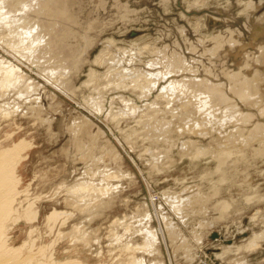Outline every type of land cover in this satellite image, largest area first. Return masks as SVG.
Here are the masks:
<instances>
[{"label":"rangeland","instance_id":"374dc122","mask_svg":"<svg viewBox=\"0 0 264 264\" xmlns=\"http://www.w3.org/2000/svg\"><path fill=\"white\" fill-rule=\"evenodd\" d=\"M18 1H1L5 4L0 8L6 9L4 16L9 19L0 23L3 37L20 21L38 19L36 11L25 8L16 17L11 11H17ZM95 1L55 2L73 18L63 38L73 55L65 75L48 74L45 66L33 67L0 42V60L17 66L15 70L23 78L22 86L12 85L8 94L3 90L0 94L1 110L4 107L12 113L0 114V144L7 148L23 139L31 143L18 169V189L29 193L27 200L36 201L39 213L32 223L21 220L10 227V245L20 247L35 241L33 254L45 247V253L53 254L57 261L82 264H141V259L142 264H264V148L253 143L243 149L245 154L219 163L221 148L228 143L226 135L212 132L201 138L184 131L186 123L202 119L200 113L183 109L177 101L168 104L155 91L143 98L140 89L121 88L113 82L123 78L124 70L128 77L133 75L131 69L163 70V66H150L156 57L161 59L155 56L159 51L170 59L178 54L185 60L173 59L175 64L181 63L173 77L176 80L183 74L191 76L188 71L193 69L202 80L226 82L225 75L241 68L251 79L256 69L245 58L247 52L256 54L258 45H264V0ZM248 1L256 5L251 24L247 21ZM228 32L245 44L253 41L243 58L240 46L222 50L223 44L212 40L217 35L229 37ZM214 46L218 49L211 54ZM221 51L230 57H221ZM102 56L106 60L99 63ZM27 83L37 89L29 91L23 87ZM187 140L210 153L196 159L198 148ZM185 141L188 145L183 146ZM92 182L98 189L95 195L103 196L101 204L81 212L69 204L66 189ZM183 205L186 210L182 212L178 207ZM53 211L66 212L67 222L65 218L50 221ZM77 226L78 235L74 234ZM163 229L170 232V238ZM30 245L23 251L24 258Z\"/></svg>","mask_w":264,"mask_h":264},{"label":"bare ground","instance_id":"6f19581e","mask_svg":"<svg viewBox=\"0 0 264 264\" xmlns=\"http://www.w3.org/2000/svg\"><path fill=\"white\" fill-rule=\"evenodd\" d=\"M1 1L2 0H0V7H3L5 2H1ZM18 2H19V5L14 6V7H17V11L16 12L11 11L13 14L16 13V15H17L16 17H19L18 14L25 8V9H30L32 11H36L35 16L38 17V19L36 21H33V19H32V21L31 20L20 21L21 23L20 24L18 23L19 25H16L17 26L16 28L14 27V28L10 29L9 36H6V37L10 38L9 40H6V37H3L2 34L4 32H2V33L0 32V42L5 44L6 48H8L10 51L16 53V55H18L20 58H22V60L23 59L27 60L26 62L33 64V67L35 65L38 67L45 66L48 70V74L51 73L52 75H55V76H57L59 74V76H60V74H62L63 72H65L67 70L69 71V69H68L70 67L69 66L70 65L69 59H71V57H73V55L71 56L67 45L64 44L63 38H64L66 32H68L67 30L71 27L70 24L73 22V18L70 17L71 15L65 13L59 7L55 6L56 0H19ZM248 3H249V1H248ZM248 3H247L248 6H246L247 11L245 9V11L247 13V18H248V19L247 18L246 19L251 24L252 20H254V19H252V15H253V10L256 9V5L254 3H249V4ZM244 5H245V3H244ZM191 7H193V6H191ZM196 8H197V6H196ZM244 8H245V6H244ZM4 10L6 11L5 8H0V23H2V24H4L7 21L9 22V19L8 18L6 19V16H4L5 15ZM255 20H256V18H255ZM250 24H249V27H247V29L251 28ZM7 25L9 26V24H7ZM252 26H254L253 23H252ZM263 26H264V24H263ZM5 28H7V27H5ZM245 28L246 27H244V29ZM8 31H9V28H8ZM226 31H229V29ZM226 31H225V33H226ZM236 31H238V29ZM233 32H234V30H233ZM222 33H224V31ZM228 34H229V37H226V38L225 37H223V38L219 37L218 35H217V37L212 36V38H213L212 40L216 41V43L218 45L223 44L222 50L224 49L225 46H229L230 48H237L240 46V49H242L241 56L243 58V56L246 55L245 50L249 46H251V44L253 45V41L250 43L248 41L249 44H245L244 42H242L241 38L235 40L232 32H231L232 35H230V32H228ZM239 35H241V34H239ZM242 35H243V33H242ZM215 36H216V34H215ZM66 38H67V36H66ZM240 42H241V44H240ZM255 42H257V41H255ZM258 47H259V50L256 52V54H258V55L251 54V53L247 52L248 58L244 57L245 60H247L248 63H251L253 68L256 69V71L253 72V76L251 79H248L245 76V73H243L242 68H241V70H239L237 72L234 71V73H229L228 75H225L224 77L226 79V82H221V81H217V80H209V79L202 80L200 77H198V73H197L198 70L192 71L193 69L190 70L188 68L190 70L188 72L190 73L191 76L188 77L187 75L184 76V74H183V75H181L182 76L181 77L180 75H178V76H180V79L176 80V79H173V77L175 78L176 72L178 71L177 69L178 68L180 69L179 64H181V63H179V64L177 63L178 64L177 65V64H175L176 61L173 59H176V58L179 59V58H181V56H179L178 54H175L170 59L165 55V52L161 53V55H160L159 54L160 51L159 52L157 51L158 54L156 53L155 56L159 55L160 57L161 56L162 57H161V59H157V57H156V59L150 61V66H152V67L163 66V70L157 71L155 73H151V72L139 71V70L133 72V70L131 69L130 72H132L133 75L130 77H128V74H126L125 70H124L123 78L116 77L117 80L115 81V78H114L113 82L115 83L116 86H122L121 88L124 87L123 85H129V86H131L137 90L140 89L143 93L142 94L143 98H144V95L145 96L151 95L155 91V92H157V97L161 96V97L165 98L168 101V104L173 102V101H177L178 103H181V107H183V109L184 108L185 109H191L192 112L200 113V115L202 116V119L196 120L195 122L190 121V122L186 123L185 126H183V128L185 127L184 131L190 133L191 135H196V136L198 135L199 137L203 136L204 138L205 137L207 138V136L212 134V132L214 134L219 133L221 135L222 134L226 135L228 143L224 147L221 148V152L219 155L220 156L219 159L221 161H218L219 163L224 164L232 158H236L238 156L245 154L243 149L248 148L250 144L257 143L259 146H261V148H264V45L260 44V45H258ZM217 49H218V47L214 46V48H212L210 50V53L211 54L215 53V51ZM74 55H76V54H74ZM219 55L221 57H224L225 59L230 57V55H227L226 53H224L222 51L219 53ZM239 55H237V56L235 55V56L238 57ZM69 56H70V58H69ZM150 57H151V55H150ZM236 57H234V59ZM104 60H106L105 56H102L98 60V62L103 63ZM183 61H185V60H183ZM231 61L232 60H230V62ZM128 63H130V62H128ZM238 64L239 63H237V65ZM182 65H184V64H182ZM249 65L250 64H247L246 66H249ZM49 66H52V68L48 69ZM16 67L17 66H15V68ZM38 67H37V70H38ZM0 68H1L0 69V89H1L0 94H1V96H2V90L6 91V93H7L8 88L12 87V85L22 86L23 78L18 75V73L16 72L17 69L15 70V68H13L9 64H6L2 60H0ZM66 68H67V70H66ZM185 68H186V66H185ZM41 70H42V68H41ZM116 71L118 73H120L118 70H115V72ZM65 73H63V74L65 75ZM230 74H232V75H230ZM208 75H210L208 78L212 77L210 72ZM110 76H111V74H110ZM228 76H230V77L228 78ZM62 77H61V79H62ZM108 78H110V77L108 76ZM26 79H24V82ZM218 83H220L219 86H218ZM31 85H33V84H31ZM31 85L29 83H27L23 87L24 88L27 87V89L29 91H31L33 87H36V86L31 87ZM129 86L127 87V89L129 88ZM24 88H23V90L25 91ZM36 89H37V87H36ZM26 94H27V92H26ZM157 97H155V98H157ZM4 109H5L4 107H3V110H1V108H0V114H5V112H7ZM128 110H130V109H128ZM10 113L7 112V116H9ZM143 118H145V117H143ZM257 120H259V121H257ZM165 122L166 121H164L163 124H165ZM158 126L161 127V125H158ZM243 126H244V128H242ZM179 128H182V127H179ZM158 130H159V128H158ZM181 130L182 129H180V131ZM181 132H183V131H181ZM74 141H75V139H74ZM77 141H78V138H77ZM187 142H189V145L191 144V145L196 146L198 148L197 153H195L196 159L199 158V156H201V157L205 156L206 153L208 154V152H209L208 149H202V147L196 145L194 141H188L187 140ZM187 142L183 143V146L188 145ZM77 143L81 144V142H77ZM0 146H1L0 147L1 148L0 149V264H82L81 262L76 261V260L57 261V259L53 256V254L47 255V253H49V252L45 253V250H46L45 247H41V248L39 247V249L37 251L38 253L33 254L32 249L36 246V245L34 246L35 241H33V243H31V241H29L30 242L29 244L24 243V245H22L20 247H14V246L10 245V243H9L10 239L8 237L10 227H12V225L14 226V224H16L17 222H20L21 220L26 221V223L27 222L32 223V221L34 222L35 220L38 219L39 213L36 211V201L35 200L30 201L29 199L27 200L29 193L27 194L26 191H20L18 189L19 184L21 182V177L18 175V169H19L22 161H24V158H26L25 156H23V153L26 150L31 149V146H32L31 143H27L23 139L22 141L19 140V142H15L11 147L4 148L5 147L4 146L2 148L1 144H0ZM79 146H78V149L79 148L81 149L82 145H79ZM111 147H112V145H111ZM113 148H114V146H113ZM113 148H111V149H113ZM91 149H92V146H91ZM101 149H104V148L101 147ZM81 152H83V151H81ZM104 152H106V151L104 150ZM217 152H219V151H217ZM76 154H77V152H76ZM106 154H107V152H106ZM108 154H109V152H108ZM115 155H116V153H115ZM83 156H86V155H83ZM110 156H111V154H109V157ZM81 158H83V157H81ZM194 158H195V156H194ZM83 159L85 161L86 160L88 161L89 158H87V159L83 158ZM92 161H93V159H92ZM98 161L100 162L99 159H98ZM112 161H114V160L112 159ZM133 164H134V162H133ZM106 180H107V178H106ZM79 181H81V180H79ZM81 184L82 183L76 184V185H73L72 187H68V189H66V193L69 194V196H68V202H70L69 204L81 212H84L85 211L84 209H86V207H89V208L92 207L93 208L94 204H99V203L101 204L103 196H102V194L95 195V192L98 189L96 187H94L95 186L94 183L93 182L88 183L89 185H85V184L81 185ZM95 189H97V190H95ZM91 195L92 196L95 195V197L92 200L88 199V197H91ZM100 196H102V197L99 198ZM87 201H89V202H87ZM152 201H154V200H152ZM187 202H189V199ZM159 203H161V202H159ZM153 205H155V204H152L151 206H153ZM188 205L191 206L192 204L188 203ZM177 206H179V205H177ZM71 209H73V208H71ZM147 209H148V207H147ZM157 209L159 210L160 208H157ZM179 209H181L182 212L186 210V208L184 209V205L178 207V210ZM172 210H173V208H172ZM159 211H157V212H159ZM81 212H79V213H81ZM147 213H149L148 210L146 211V214ZM159 214H160V212H159ZM204 215H206V214H204ZM257 215L260 216V213ZM257 215H254V216L256 217ZM67 216L68 215L66 212L57 213L56 211H53L52 214L49 216V220L50 221L53 220L54 222L55 221L57 222L61 218L66 219ZM255 217L252 219H255ZM260 217H262V216H260ZM68 218H70V216ZM160 218H162V217H160ZM165 219L169 220V219H167V217L163 218L164 221H165ZM49 220H48V223L50 222ZM66 222H67V219H66ZM122 222H124V221H122ZM148 222H149V219H148ZM202 222H203V220H202ZM62 223H63V221H62ZM130 226H132V225H130ZM50 228H52V227H50ZM52 229H54V228H52ZM79 229L80 228L77 226L75 231H74V234L76 233L78 235L79 232L81 233V231ZM245 230H247V228L244 229V231ZM159 231L161 232V230H159ZM165 231L166 230H164L165 235L168 234L167 238H170V236H169L170 232L166 233ZM244 231H242V232H244ZM146 232H148V231L146 230ZM232 232H236V231H232ZM174 234H175V231L173 230V233L171 232V235L174 236ZM236 234H237V232H236ZM254 234L255 233H253V235ZM257 234H259V233H257ZM254 236H257V235H254ZM77 238H79V237H77ZM156 238H157V236H156ZM253 239H256V238L254 237ZM85 240H86V238H85ZM155 242H156V240H155ZM30 244H32V245H30ZM29 245H30V248L28 249L29 254L24 258L23 251L25 252L26 247H28ZM51 245L53 246L52 243H51ZM51 245H50V248H52ZM143 247L145 248L146 246H143ZM47 251H49V250H47ZM92 252H93V250H92ZM99 252H100V250H99ZM138 260H140V259H138ZM140 263L141 264L143 263L142 259H141ZM237 264H246V262H240Z\"/></svg>","mask_w":264,"mask_h":264}]
</instances>
